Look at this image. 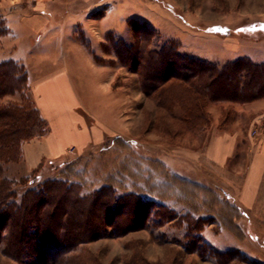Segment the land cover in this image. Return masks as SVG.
I'll return each mask as SVG.
<instances>
[{
  "label": "rangeland",
  "instance_id": "rangeland-1",
  "mask_svg": "<svg viewBox=\"0 0 264 264\" xmlns=\"http://www.w3.org/2000/svg\"><path fill=\"white\" fill-rule=\"evenodd\" d=\"M36 12L49 19L46 30L30 40L4 34L0 61L25 67L32 98L34 81L66 65L86 121L99 118L108 131L102 144L46 157L40 179L70 176L89 189L112 184L164 204L175 217L93 240L53 264H264V178L256 196L246 188L250 170L256 177L254 170L264 168L258 165L264 156V100L237 104L238 114L225 126L218 124L221 103L212 102V130L170 134L166 122L174 128L177 123L161 116L109 40L116 34L133 43L130 21L144 20L156 30V46L173 38L184 53L213 62H263L264 0H0V19L22 36L28 29L18 22ZM80 43L92 62L80 57ZM20 99L16 94L3 101ZM22 166L13 164L12 174L26 173ZM218 252L234 257L223 263ZM0 264L16 262L0 251Z\"/></svg>",
  "mask_w": 264,
  "mask_h": 264
},
{
  "label": "trees",
  "instance_id": "trees-1",
  "mask_svg": "<svg viewBox=\"0 0 264 264\" xmlns=\"http://www.w3.org/2000/svg\"><path fill=\"white\" fill-rule=\"evenodd\" d=\"M130 25L133 43L111 33L110 43L120 62L139 75L142 90L156 100L158 111H163L161 116L177 123L174 128L171 121L166 122L165 130L170 134L212 130V102L221 103L218 124L225 126L238 114L237 104L264 100V61L241 57L224 64L213 62L184 53L178 39L154 45L156 30L144 20H131ZM8 32L5 21L0 19V37ZM28 87L23 65L13 60L0 61L2 254L16 264H53L93 240L122 236L147 228L152 222L160 226L162 221L174 220L173 212L164 204L137 192L122 193L112 184L89 189L70 176L41 180L37 171L43 162L32 174H12L13 164H23L24 144L49 131V122ZM16 94H20V100L3 101ZM200 251L206 253L201 246ZM215 255L223 263L234 257L219 252Z\"/></svg>",
  "mask_w": 264,
  "mask_h": 264
},
{
  "label": "crops",
  "instance_id": "crops-1",
  "mask_svg": "<svg viewBox=\"0 0 264 264\" xmlns=\"http://www.w3.org/2000/svg\"><path fill=\"white\" fill-rule=\"evenodd\" d=\"M6 20L9 25L7 17ZM18 24L28 29V35L22 36L16 33L9 25L6 38L10 37L15 41L30 40L34 37L33 35L46 30L49 19L44 14L36 12L32 16L24 17ZM57 35H59L58 32ZM50 37L48 35L47 38ZM80 57L84 62H92L84 43H80ZM32 95L40 112L49 122V131L44 137L24 144L22 165L26 173L38 168L46 157L63 156L73 147L83 151L88 147L102 144L105 140L108 133L106 123L103 124L98 118L97 122L88 124L85 110H82L84 109L83 103L75 91L66 65L56 70L55 74L34 81ZM262 156L258 158L260 166H264V156ZM258 171H261V167ZM258 171L254 170L257 175L253 177L252 170H250L247 177L248 186L246 188L248 187L249 191L253 190L255 196L258 190L255 189L258 186L260 188L264 178V168L260 175Z\"/></svg>",
  "mask_w": 264,
  "mask_h": 264
},
{
  "label": "bare ground",
  "instance_id": "bare-ground-1",
  "mask_svg": "<svg viewBox=\"0 0 264 264\" xmlns=\"http://www.w3.org/2000/svg\"><path fill=\"white\" fill-rule=\"evenodd\" d=\"M53 83V82H52ZM39 85V84H38ZM41 85V84H40ZM47 85V84H46Z\"/></svg>",
  "mask_w": 264,
  "mask_h": 264
}]
</instances>
